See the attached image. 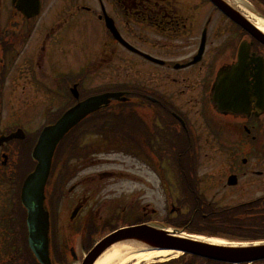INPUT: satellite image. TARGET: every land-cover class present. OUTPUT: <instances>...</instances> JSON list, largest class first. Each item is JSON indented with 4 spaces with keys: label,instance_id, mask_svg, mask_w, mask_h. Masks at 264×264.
I'll use <instances>...</instances> for the list:
<instances>
[{
    "label": "flooded vegetation",
    "instance_id": "flooded-vegetation-1",
    "mask_svg": "<svg viewBox=\"0 0 264 264\" xmlns=\"http://www.w3.org/2000/svg\"><path fill=\"white\" fill-rule=\"evenodd\" d=\"M41 3L40 16L27 19L16 9L12 0L9 14L2 16L5 4L4 0H0V104L25 106L27 102L33 103L39 95L43 94L45 88H49L60 91L58 100L61 104H65L63 109L68 110L79 101L92 96L93 92H98L93 95L124 93L128 103L121 102L120 106L115 107L117 110L133 109L132 115L135 118H148L153 123H147L148 125L164 123L168 127L166 130H160L156 129L155 125L150 130L151 151L168 148L167 144L161 143V137L170 138L176 132L180 136L185 134L182 131L183 125L180 118L185 120L189 128L186 130L187 133L195 140L196 137L199 138L202 134V126H198V113L192 117V108L194 105L197 108L207 100L217 72L215 68L210 70L208 61L198 65L191 63L202 44L205 31H207L206 49L212 51L215 41L229 30L228 27H224L222 20L217 19L214 23L217 11L208 1L41 0ZM96 21L99 22L102 34L100 46L95 52L98 55L97 59L92 63L90 50L86 45L81 47V44H75L73 38L76 35L89 34L91 25ZM3 22L4 25H2ZM111 29L117 38H122L136 51L157 58L162 64H152L138 54L127 50L117 40ZM34 31L40 34L37 40L33 38ZM220 49L222 54L228 56V60L223 62L222 67L231 66L235 61V50L231 57V50L227 44H222ZM257 50L260 48L257 47ZM80 51L83 53L75 55ZM212 53L215 55L213 51ZM253 53L256 54L252 51ZM107 71H109L108 76H104ZM76 85L79 94L77 100L72 95ZM166 101L171 103L172 115L176 120L169 118V107L165 104ZM156 104H160L161 108H156ZM139 105H147L153 112L138 114L135 110H138ZM12 114L15 116L16 112ZM122 114L123 112H119V115ZM252 114L254 117L249 120L246 116L217 117L216 125L220 128H228L229 132L239 137L240 143L244 142V133L256 141V133L259 135L263 133L264 136V115L259 114L256 118L258 110L255 108ZM4 115L8 118L9 112ZM169 127H173L176 132H169ZM92 132L96 131L79 129L73 134L89 135ZM214 137L217 141H223L220 133L214 134ZM156 138L158 143H155ZM205 146L210 149L219 147L224 151L237 152H246L251 149L249 145L244 144L213 145V139L212 143ZM253 151L262 152L263 150L255 148ZM3 155L1 154V157ZM259 163H263V160ZM234 168L237 172L232 169L233 174L238 176L239 181L233 189L236 188L237 191L239 187L245 185L244 179L249 174L258 178L264 177L263 169L246 170L244 165H234ZM73 176L74 170L71 169L69 177ZM222 188L225 191L228 186L222 184ZM258 190L259 193L262 191L261 195L264 196V183L259 184ZM235 193L243 195V192ZM220 194L215 192L214 197ZM229 195L231 196V192ZM88 202V198L77 202L79 213L89 209ZM9 205L10 207L3 211L2 220L4 221L9 214H14L16 211L14 208L16 201L10 200ZM89 223L90 209L88 214L83 216L76 230L83 231ZM13 227L16 243L11 242L10 248L15 249L20 245L21 235L24 232V225L21 224L19 215ZM2 258H0V264L22 262L36 264L32 262L31 256L25 257L18 250L14 252L13 257H6V252L3 253ZM58 260H60L59 257Z\"/></svg>",
    "mask_w": 264,
    "mask_h": 264
},
{
    "label": "rangeland",
    "instance_id": "rangeland-1",
    "mask_svg": "<svg viewBox=\"0 0 264 264\" xmlns=\"http://www.w3.org/2000/svg\"><path fill=\"white\" fill-rule=\"evenodd\" d=\"M10 3L11 0H4L5 7L2 9V16H7L9 14L11 10ZM4 24L5 23L3 22V25ZM224 25L226 27H230L233 40L236 41L237 31L226 21ZM101 34L100 25L98 21H96L91 25L89 34H86L85 36L76 35L73 39L84 46L86 45V47L91 50L90 54L91 57H93L94 49H97L99 45ZM39 35L40 34L38 32L37 36ZM220 59L224 62L228 60V56L221 55ZM59 96L60 91L45 88L43 94L38 99L33 101L32 106L29 105V102L23 106L24 109H27L25 115H19L21 113L22 105L16 108L14 104H8L9 108L7 111H15L17 116L8 118L7 123H5L4 126L7 128L21 126L30 136L37 135L40 128L44 126V122L46 123L47 116L60 109L61 102L58 100ZM200 106L203 108L202 104H200ZM206 117L207 115H205L203 122H206ZM134 129L138 130V127L134 125ZM261 134L263 136V133ZM112 135L115 136V133ZM92 140L93 139H90L88 143ZM238 140L239 139L237 138L236 141ZM262 141L263 139L261 138L260 142L258 140L256 141V144L260 145ZM227 142L230 143V140L228 139ZM259 148L264 150V146H262V144ZM162 150L170 151L167 147H163ZM105 152L108 151L104 150L100 153L98 150H88L80 156L82 159L81 161H78L77 158L75 161H72V164L77 168L75 179L72 177H66L61 181L64 183L62 189L64 195L60 198L61 205L63 206L61 213L65 216V220L71 216L73 207L75 208V205L78 204L77 202L79 200L81 202L82 199L85 200L87 197L91 198V205L97 216L96 224L99 226H102L103 219L106 220L108 218L115 217L122 211H124V216H126L124 218L125 220H135L146 215V220L151 221L152 225L156 226H161L166 221L173 222L174 220H179L178 215L180 214L176 215L175 212L171 211L173 204L175 206L178 205V202H176L175 199L180 195V192L179 189L176 188L177 180L172 172V168L174 167L171 165L169 160L166 164L168 169L171 171L169 174H166L165 181H163L159 178L160 176L155 171L148 168L147 165L138 159L135 152L134 155H127L126 153L107 154ZM163 152L166 155H169L165 151ZM151 153L156 155L154 150ZM205 154V152L201 153L202 165L200 169L202 175H206L208 177L210 171L214 169L221 170L226 168L225 164L216 161V158L206 160L204 158ZM197 155L199 154L197 153ZM245 156H247L245 159H248L249 165H251V167L255 170H264L260 163L252 162V156H248L246 152L239 153V160L235 159V161H240L242 164L243 161L241 159ZM221 162H223V158L221 159ZM246 168V170H248V167ZM4 171L7 173V170ZM220 174L225 175V171ZM259 178L251 177L246 179V181L244 179L245 185L239 187L238 191L236 189L231 191V194L235 195V199H233L234 197L226 199V195L230 194L227 191L222 194L220 199H215L214 197L208 198L214 203L219 204V207L233 206L242 202H250L262 193V191L259 193L258 189L259 184L261 182L264 183V177ZM216 189H219L220 191L221 188L216 186ZM235 192H243V195ZM184 208L185 207H182V211L180 212L187 215L188 211L184 210ZM132 210L134 211L132 212ZM183 214L181 215L183 216ZM100 232L105 233V231ZM64 233L66 234V232ZM76 243L77 241L73 240L72 244L76 245ZM76 248L78 250L79 257H82L81 249L79 246ZM180 264L183 263L181 262Z\"/></svg>",
    "mask_w": 264,
    "mask_h": 264
},
{
    "label": "water",
    "instance_id": "water-1",
    "mask_svg": "<svg viewBox=\"0 0 264 264\" xmlns=\"http://www.w3.org/2000/svg\"><path fill=\"white\" fill-rule=\"evenodd\" d=\"M212 1L235 22L243 25L264 43V34L258 32L238 11L233 7H228L224 0ZM20 2L23 3L22 9L28 17L38 13L39 0H20ZM108 99L109 97L92 98L70 110L55 126L48 127L43 131L34 150L33 156L38 161V166L25 184L23 200L29 209L28 222L32 246L34 243L38 247V258L43 264H50L49 214L44 209V188L50 176L55 150L65 135L85 117L97 111L102 105H108ZM35 235L41 238V246L36 245L33 239ZM118 244H130L145 250L182 252L227 264H252L264 260V243L221 246L172 234L150 225H141L119 230L105 238L89 253L83 264H96L104 253ZM33 248L35 249L34 246Z\"/></svg>",
    "mask_w": 264,
    "mask_h": 264
},
{
    "label": "trees",
    "instance_id": "trees-1",
    "mask_svg": "<svg viewBox=\"0 0 264 264\" xmlns=\"http://www.w3.org/2000/svg\"><path fill=\"white\" fill-rule=\"evenodd\" d=\"M253 2L261 6L264 11V0H253ZM192 202L191 204L194 205L195 202ZM197 208L198 211H200L199 214H197L198 216L180 217L179 220L167 222V225L178 229H184L191 233L204 234L211 237L230 236L240 241L264 240V216L259 215L260 213H256L258 214L255 215L256 218L246 216L242 220L240 216H243V213H240L242 210L240 208L234 210L207 209L205 207L201 208L199 202L197 203ZM243 208H249V206L246 205ZM206 212L209 213L207 214ZM194 220L198 222H194ZM143 222H145V220L141 219L139 223ZM201 225L205 227L210 226L211 229H204ZM207 264L216 263L208 262Z\"/></svg>",
    "mask_w": 264,
    "mask_h": 264
},
{
    "label": "bare ground",
    "instance_id": "bare-ground-1",
    "mask_svg": "<svg viewBox=\"0 0 264 264\" xmlns=\"http://www.w3.org/2000/svg\"><path fill=\"white\" fill-rule=\"evenodd\" d=\"M234 1L242 11L249 12L251 8L247 6L244 0H232ZM253 15V14H252ZM256 25L262 32H264V22L260 19H255ZM204 241L203 239H199ZM211 243L215 245H228L224 242L211 240ZM132 246L129 244H118L108 250L103 256L96 262V264H152L168 261L169 258H178L180 254L174 255L170 251H151V250H132ZM137 249V248H136ZM172 260V259H170Z\"/></svg>",
    "mask_w": 264,
    "mask_h": 264
}]
</instances>
